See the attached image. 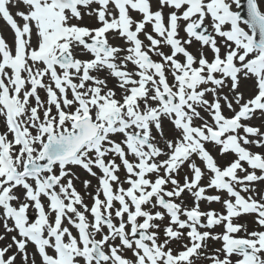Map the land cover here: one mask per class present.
<instances>
[{
    "label": "snow or ice",
    "instance_id": "snow-or-ice-1",
    "mask_svg": "<svg viewBox=\"0 0 264 264\" xmlns=\"http://www.w3.org/2000/svg\"><path fill=\"white\" fill-rule=\"evenodd\" d=\"M0 264H264V0H0Z\"/></svg>",
    "mask_w": 264,
    "mask_h": 264
}]
</instances>
